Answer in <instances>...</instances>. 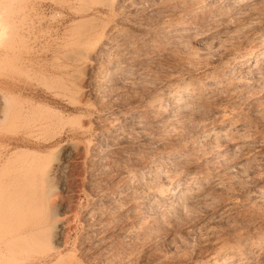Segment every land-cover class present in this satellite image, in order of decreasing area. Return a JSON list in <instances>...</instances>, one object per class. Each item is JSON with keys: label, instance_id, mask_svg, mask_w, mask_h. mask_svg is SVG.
Here are the masks:
<instances>
[{"label": "rangeland", "instance_id": "rangeland-1", "mask_svg": "<svg viewBox=\"0 0 264 264\" xmlns=\"http://www.w3.org/2000/svg\"><path fill=\"white\" fill-rule=\"evenodd\" d=\"M224 1L0 0V264L237 262L251 235L244 263L264 264V0ZM182 79L199 94L177 123L153 103ZM182 176L193 198L170 211L155 185Z\"/></svg>", "mask_w": 264, "mask_h": 264}, {"label": "bare ground", "instance_id": "bare-ground-1", "mask_svg": "<svg viewBox=\"0 0 264 264\" xmlns=\"http://www.w3.org/2000/svg\"><path fill=\"white\" fill-rule=\"evenodd\" d=\"M202 1V0H201ZM225 1H229V0H225ZM224 1V2H225ZM245 0H236V3H237V5L238 4H241V3H243ZM247 1V0H246ZM206 2V1H205ZM202 3V2H201ZM3 13H4V11L3 12H1L0 13V41L5 37V34H7V30H8V23H7V14H6V16H5V14L3 15ZM8 13V12H7ZM9 22V21H8ZM219 34V33H218ZM5 39V38H4ZM3 39V40H4ZM259 39V38H258ZM1 43V42H0ZM260 43H264V39H260ZM102 45V44H101ZM251 58H253V56L251 55V56H249V58L247 59V62L248 63H252V61L250 60ZM262 58L264 59V52H263V54H262ZM94 72V71H93ZM198 81V80H197ZM196 80H193V79H190V80H185V79H182L179 83H176V84H174V86L172 87L171 86V92L166 96V97H164V95L162 94L161 95V93H160V95H158V97H157V95H156V100H155V102L153 103V106H154V108L156 109V111H158V112H160V113H171L172 114V116L174 117V119L176 120V119H178L179 117H182V115L183 114H185V113H189L188 111L190 110V112H191V110L193 109V110H197V108H195V100H196V97L198 96V94H199V92H198V89H197V86H198V82H197ZM171 85V84H170ZM77 88V87H76ZM79 88V87H78ZM170 88V87H169ZM202 94V93H201ZM10 96V95H9ZM201 96V95H200ZM155 98V97H154ZM208 99V98H207ZM10 100H12V101H15L14 99H10ZM9 99H8V97L5 95H1V97H0V110H2V112H5V114H1L0 116H1V119L2 120H5L6 119V117H7V111H9V109H8V107L7 106H10V105H8V103L9 102H11ZM198 100V99H197ZM16 102H18V101H16ZM20 102V101H19ZM20 104H21V102H20ZM200 104V103H199ZM198 104V105H199ZM19 105V104H18ZM31 105V104H30ZM12 106V105H11ZM21 106V105H20ZM37 107V106H36ZM197 107V106H196ZM199 108L198 109H200V106H198ZM21 108H23V106L21 107ZM153 108V109H154ZM195 108V109H194ZM27 109V108H26ZM25 109V110H26ZM24 110V109H23ZM33 110V109H32ZM192 110V111H193ZM195 110V111H196ZM12 111V110H11ZM10 111V112H11ZM22 111V110H21ZM1 112V111H0ZM1 112V113H2ZM13 112V111H12ZM17 112V111H16ZM41 112V111H40ZM205 112V111H204ZM34 113V112H33ZM117 113V112H116ZM23 114V113H22ZM170 114V115H171ZM9 115H11V113L9 114ZM13 115H15V114H13ZM12 115V116H13ZM30 115V114H29ZM162 115V114H161ZM20 116V115H19ZM51 116V115H50ZM27 117V116H26ZM47 117H48V115H47ZM53 117H54V115H53ZM113 117V116H112ZM13 118H15V116H13ZM24 118V117H23ZM30 118V117H29ZM115 118V117H114ZM10 119V118H9ZM15 119H17V117L15 118ZM21 119V118H20ZM181 119V118H180ZM200 119H201V117H200ZM203 119V118H202ZM6 120H8V119H6ZM11 120V119H10ZM18 120V119H17ZM22 120V119H21ZM28 120V119H27ZM26 120V121H27ZM48 120V119H47ZM165 120V119H164ZM174 120V121H175ZM14 121V120H13ZM50 121V120H49ZM177 121V123H181V120L179 121V119L178 120H176ZM179 121V122H178ZM185 121V120H184ZM9 122V121H8ZM19 122V121H18ZM24 123V122H23ZM22 123V124H23ZM26 123H28V122H26ZM166 123V122H165ZM176 123V122H175ZM174 123V124H175ZM141 124V123H140ZM167 124V123H166ZM195 124V123H194ZM172 127H173V125H171ZM207 132V131H206ZM213 133H219V130H217V129H214L213 130ZM222 133H223V131H222ZM221 133V134H222ZM29 134V133H28ZM225 134V133H224ZM238 135L239 136H244V133L243 132H241V133H238ZM224 136V135H223ZM18 142V141H17ZM244 146V145H243ZM240 147V146H239ZM20 149V148H19ZM234 149H235V147H234ZM54 151V150H53ZM57 153H58V151H56ZM34 153H36V152H31L30 150L28 151V150H15L14 152H12L11 153V155H10V157H9V159H14V160H20V159H23V157H25V158H27V156L28 155H39V153L38 154H34ZM9 154V153H8ZM4 155V154H3ZM45 155V154H44ZM58 155V154H57ZM57 155H56V153H49V155H47V156H41V158L43 157L44 158V160H43V165H39V166H41V168H42V170H41V168H40V170H39V168H38V170L39 171H41V172H43V176H44V178H45V180H42L43 182L44 181H46L45 183H47V184H45L46 185V187H48L47 185L49 184V187H48V190H47V195H52L53 194V192L55 191V189L57 188V183L59 182V180L61 179V176H62V165L61 164H59V163H56V162H54V160L56 159V158H58L57 157ZM31 156H30V158H31ZM2 157V156H1ZM8 157V156H7ZM29 157V156H28ZM36 157V156H35ZM40 158V157H39ZM38 159V158H37ZM23 160H25V159H23ZM20 161H22V160H20ZM24 163V162H23ZM40 164H41V162H40ZM177 165V164H176ZM29 166H31V163H30V165ZM38 166V167H39ZM164 166V165H163ZM2 167V166H1ZM179 167V166H178ZM23 168H25V167H23ZM162 168V167H161ZM166 168V167H165ZM173 168V167H172ZM34 169H35V167H34ZM37 170V171H38ZM14 172H16L15 170H14ZM36 172V171H35ZM12 173H13V171H12ZM38 173V172H37ZM160 173V172H159ZM39 174V177L41 176L40 175V173H38ZM36 176H38V175H36ZM42 176V177H43ZM190 177H192V176H190ZM41 178V177H40ZM39 178V179H40ZM44 178H42V179H44ZM193 178V177H192ZM192 178H191V180H192ZM172 179V178H171ZM188 179L189 178H187V176L185 177H179V178H177L176 180H174L173 182H171V183H173L172 184V186L171 187H168L164 182H162V181H160V183H158L157 185H155L156 186V188H155V191L156 192H158L160 195H162V196H164V199L166 198L167 200H169L170 201V204L172 205V207H170L169 208V210L170 211H173V209H175L174 211L176 212V209H179L180 207H182V209H183V206L184 205H186V203H187V199H189V197L191 196V193H192V187L191 186H188L189 185V183H190V180H189V182H187L188 181ZM17 180H18V178H17ZM8 182V181H7ZM21 182V181H20ZM23 182V181H22ZM21 182V183H22ZM192 182V181H191ZM6 183V182H5ZM187 183H188V185H187ZM2 184V183H1ZM4 184V183H3ZM14 184V183H13ZM20 184V183H19ZM25 184V183H24ZM44 184V183H43ZM17 185V184H16ZM6 187H8V185L7 186H5V188ZM14 187V186H13ZM3 188V187H2ZM20 188V187H19ZM22 188V190H23V187H21ZM15 189V188H14ZM25 189H28V188H25ZM6 191H7V189H5ZM19 191V190H18ZM32 191V190H31ZM194 191V190H193ZM15 192V191H14ZM26 192V191H25ZM27 193V192H26ZM25 193V194H26ZM52 193V194H51ZM157 193V194H158ZM55 194V193H54ZM163 198V197H162ZM191 198H193L192 196L190 197V199H189V201L191 200ZM195 198V197H194ZM197 199V198H196ZM185 200H187V201H185ZM194 201V200H193ZM185 202V204L183 205V206H181L183 203ZM157 204V203H156ZM29 205V204H28ZM170 205V206H171ZM189 205H191V204H189ZM193 205H194V203H193ZM30 206V205H29ZM169 206V205H168ZM192 206V205H191ZM29 207H27L26 209H28ZM171 208H172V210H171ZM25 209V210H26ZM167 209V208H166ZM165 209V210H166ZM185 209V208H184ZM164 211V210H163ZM19 212V211H18ZM21 212V211H20ZM22 213V212H21ZM168 213V212H167ZM172 213V212H171ZM170 213V214H171ZM174 213V212H173ZM23 214V213H22ZM18 215H21V214H18ZM7 218V217H6ZM5 222V221H4ZM8 222V221H7ZM6 224V223H5ZM11 225V224H10ZM15 226V225H14ZM45 228H46V230H44L46 233L48 232L49 233V240L53 243L52 245H53V248L55 249H58V247H60L59 245H60V243H61V238H62V233H63V231H62V224L61 223H59V222H57V221H54V222H52V223H50V224H48L47 226H44ZM31 228V227H30ZM8 230V229H7ZM32 230V233L34 234V232H35V230H34V232H33V229H31ZM30 230V231H31ZM37 230V229H36ZM39 230V229H38ZM16 231V230H15ZM12 232V231H11ZM38 232H40V231H38ZM7 233V232H6ZM10 233V232H9ZM13 233V232H12ZM26 233V232H25ZM31 232H30V234H32ZM36 233V232H35ZM14 234H18V233H14ZM10 235V236H7L6 237V240H5V242H13V240H17L18 238V236H19V238H23V239H18L17 241H14V242H17L18 243V241L19 240H26L25 239V237L24 236H29V234L28 233H26V235L25 234H23L24 236H22L21 237V234H19V235ZM32 234V235H33ZM7 235H8V233H7ZM31 235V236H32ZM4 236V235H3ZM26 236V237H27ZM30 237V236H29ZM252 235L251 236H249V238H247V239H245V240H243V241H241V242H243L242 243V247L240 248L241 249V252H239V255H240V260L239 261H237V262H233V260H234V254H230V255H228L227 257H225V258H223V259H220V255L224 252V250L225 249H221L219 252H218V254L212 259V261H210V262H208V263H206V264H246V263H244V258H246L245 256H244V253H246L245 252V250H244V247H247V245H249L248 243L250 242V241H252ZM31 238V237H30ZM14 242L12 243V244H14ZM20 242V241H19ZM22 242V241H21ZM17 243H15L16 245H12L11 246V244L9 245V244H7V246L9 245V249L10 250H12L13 249V246L15 247V248H17L18 247V249L20 248L19 246H20V244L18 245ZM262 243V242H261ZM59 244V245H58ZM258 244H260V243H258ZM258 244H257V246H258ZM263 244V243H262ZM261 244V245H262ZM255 245H256V243H255ZM10 246L12 247V249L10 248ZM17 246V247H16ZM7 249V248H6ZM8 249V250H9ZM17 249V250H18ZM14 250V249H13ZM15 251V250H14ZM14 251L13 252H11V251H6V252H8V253H6V254H4V256L2 257V259H3V262L4 263H6V264H8V263H11V262H13V260H14V258H16V257H14L13 255L15 254L14 253ZM58 251V250H57ZM16 252V251H15ZM16 260H14V262H15ZM47 261H45V263H46Z\"/></svg>", "mask_w": 264, "mask_h": 264}]
</instances>
